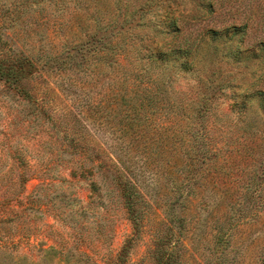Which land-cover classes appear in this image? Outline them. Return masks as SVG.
Listing matches in <instances>:
<instances>
[{
	"label": "rangeland",
	"instance_id": "obj_1",
	"mask_svg": "<svg viewBox=\"0 0 264 264\" xmlns=\"http://www.w3.org/2000/svg\"><path fill=\"white\" fill-rule=\"evenodd\" d=\"M247 7L0 0V264H264Z\"/></svg>",
	"mask_w": 264,
	"mask_h": 264
},
{
	"label": "trees",
	"instance_id": "obj_2",
	"mask_svg": "<svg viewBox=\"0 0 264 264\" xmlns=\"http://www.w3.org/2000/svg\"><path fill=\"white\" fill-rule=\"evenodd\" d=\"M250 1L253 2V0H250ZM257 1H259V4H260L259 10H257V11L253 10V9H251L252 7L245 8L244 9L245 15L241 16L243 18V22L239 23L240 25L233 24V26L228 28L232 32L231 34H234L235 36L239 35L242 39L244 37V35H246L247 30L250 27L254 26L255 24H257V26H258V23H257L258 20L261 22L264 21L263 20L264 19V13H260V11H264V5L261 4V3L264 4V0H257ZM211 10H212V12H214L213 9H211ZM263 44H264V42H263ZM262 48L264 50L263 46H262ZM170 246L172 248V242H170ZM127 249L128 248L126 246L123 248L121 254L118 257L117 264H124V261H126ZM160 254H161V256L159 257V261H161L160 264H168V260H172L174 258V252L172 249H166L165 251H162ZM166 259H168V260L166 261ZM170 264H173V261Z\"/></svg>",
	"mask_w": 264,
	"mask_h": 264
}]
</instances>
